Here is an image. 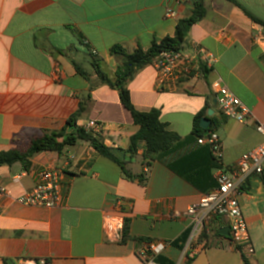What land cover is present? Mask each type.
<instances>
[{"label":"crops","instance_id":"obj_1","mask_svg":"<svg viewBox=\"0 0 264 264\" xmlns=\"http://www.w3.org/2000/svg\"><path fill=\"white\" fill-rule=\"evenodd\" d=\"M200 0H0V151L23 149L35 137L66 126L80 102L85 111L77 125H102L105 144L126 162L134 178L79 141L59 154L44 151L25 170L20 163L0 167V184L12 190L0 199V264L46 260L49 264H144L138 252L147 241L167 243L162 256L174 264H264V193H250L257 175L247 178L239 200L249 226V248L232 245L221 234L227 219H213L209 238L183 217L191 205L217 187L221 170H231L241 156L264 141L256 124L264 123V0H203L205 16L192 26L184 49L201 47L215 58L207 74H193L168 89H156L153 65L141 69L128 87L140 111L158 108L161 120L180 139L155 159L124 153L139 131L116 89L103 84L90 52L113 78L121 59L110 49L148 50L154 40L174 36L177 23ZM170 8L175 16L167 17ZM94 52V53H93ZM75 62L87 74H79ZM57 70V71H56ZM221 78L253 112L240 123L224 116L212 82ZM213 114L208 116V111ZM198 113L216 126L220 154L200 144L194 133ZM74 160L66 165V160ZM63 167L64 203L58 208L23 205L16 196L34 184L33 170ZM144 174L143 181L138 178ZM262 176V175H261ZM264 186V174H263ZM129 238L119 241L124 221ZM113 231L114 235L110 233ZM185 236L186 242L172 243ZM143 240V241H140Z\"/></svg>","mask_w":264,"mask_h":264},{"label":"built area","instance_id":"obj_2","mask_svg":"<svg viewBox=\"0 0 264 264\" xmlns=\"http://www.w3.org/2000/svg\"><path fill=\"white\" fill-rule=\"evenodd\" d=\"M167 17L175 16V12L168 8ZM254 41L264 43V34L254 36ZM94 53V52H93ZM215 63V58L201 47L193 50L181 49L163 51L154 58L151 65L157 72L156 89L164 91L173 83L188 78L193 74H203L202 67L210 69ZM57 71V70H56ZM212 89L216 95V102L220 112L228 119L244 123L255 119L252 110L240 99L221 78L212 82ZM94 129L96 134L104 135L103 127L95 121H89L84 127ZM256 130L264 136V123H257ZM200 144H208L216 154H220V138L216 132H210L199 137ZM74 156L66 160L69 165ZM264 174V141L256 148L244 153L236 166L231 170H221L217 175V187L204 195L197 203L191 205L183 217L194 220L197 228L204 230L213 219L224 217L230 228V241L233 246L254 250L250 244V231L243 214L239 195L248 177ZM33 186L15 197L23 205L58 208L64 203L65 197V172L63 167H41L33 170ZM12 190L0 184V199L11 197ZM167 243L163 241H147L139 250L138 255L144 264H158L155 259L166 250ZM19 264H49L46 260L35 261L21 260Z\"/></svg>","mask_w":264,"mask_h":264},{"label":"trees","instance_id":"obj_3","mask_svg":"<svg viewBox=\"0 0 264 264\" xmlns=\"http://www.w3.org/2000/svg\"><path fill=\"white\" fill-rule=\"evenodd\" d=\"M230 1L241 7L234 0ZM243 10L252 21L260 24L264 29V22L254 17L245 9ZM205 14L206 8L204 1H197L191 14L178 21L174 36H167L161 40H154L148 50H143L139 47L133 51H128L120 45L113 46L110 49L111 54L121 59V63L117 67L113 78L104 71L101 60L90 52V55L92 56L91 63L96 74L100 78V81L119 92L121 103L130 112L134 123L139 126V131L130 138V145L128 150H124V153L136 155L138 150L143 148V161H148L147 165H149L150 161L155 159L161 153H166L171 150L175 143L180 139V136L171 131L168 128L169 126L167 123L162 122L160 109L152 108L148 111L138 110L132 102L128 84L141 69L151 65L154 58L161 52L184 49V44L187 40L190 29L194 24L200 21ZM73 65L79 74L87 78L86 72H84L80 66L75 62H73ZM202 71L204 74H207L209 70L202 67ZM84 111L85 104L80 102L79 109L68 118L66 126L63 129L45 133L41 137L32 138L23 149L13 148L8 151H0V167L12 166L16 163H20L25 170H29L32 164L31 159L36 154L44 151H55L61 154L66 147L74 146L79 141H84L87 142L99 155L117 163L127 177L134 178V176L127 170L126 162L120 159L113 152L112 148L105 144L103 133L96 134L94 129H86L77 125V121ZM203 116L204 113H198L194 118V133L198 137L205 136L210 132H215L216 128L214 125H210L206 129L202 128L200 123ZM138 178L140 181H143L144 174L139 175ZM246 185L247 183L243 185L242 189H244ZM128 223L129 221L125 220L124 225L119 230V241L121 242H125L129 238ZM110 233L112 236L114 235L113 231ZM208 238L209 235L207 233V228H205L200 234L199 240L204 242L207 241ZM186 239L187 238L183 236L172 244L177 245L179 242L185 244ZM187 258L188 263L190 264L195 256L190 257L188 253ZM243 258L245 264H251L245 255H243ZM155 261L158 264H174L162 255L156 257Z\"/></svg>","mask_w":264,"mask_h":264},{"label":"water","instance_id":"obj_4","mask_svg":"<svg viewBox=\"0 0 264 264\" xmlns=\"http://www.w3.org/2000/svg\"><path fill=\"white\" fill-rule=\"evenodd\" d=\"M213 114V110L208 111V116H211ZM201 127L206 129L209 127L210 120L208 117H204L201 119ZM252 188L249 190L250 193H257L259 187H261V191L264 193V186H263V177L262 176H256L252 183H251ZM221 234L229 237L230 236V228L227 227L226 229H223L221 231Z\"/></svg>","mask_w":264,"mask_h":264}]
</instances>
